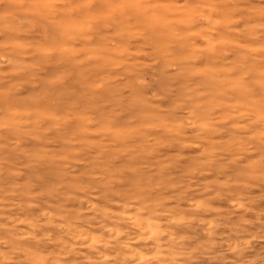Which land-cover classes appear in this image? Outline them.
<instances>
[{
	"label": "rangeland",
	"instance_id": "rangeland-1",
	"mask_svg": "<svg viewBox=\"0 0 264 264\" xmlns=\"http://www.w3.org/2000/svg\"><path fill=\"white\" fill-rule=\"evenodd\" d=\"M66 3L0 0V264H264V0Z\"/></svg>",
	"mask_w": 264,
	"mask_h": 264
},
{
	"label": "bare ground",
	"instance_id": "bare-ground-1",
	"mask_svg": "<svg viewBox=\"0 0 264 264\" xmlns=\"http://www.w3.org/2000/svg\"><path fill=\"white\" fill-rule=\"evenodd\" d=\"M208 1V0H207ZM104 3V2H103ZM116 4H117V2H115ZM67 4V3H66ZM111 4V3H110ZM109 4V5H110ZM116 4H114V5H116ZM137 6H139V5H137ZM85 7V6H84ZM116 7V6H115ZM114 7V8H115ZM67 9H72L71 10V12L69 13V15H68V20H67V14H65V17L64 18H66V20H67V22H65L64 24L67 26V25H69V26H72L73 24H75V23H73L74 21H75V17H76V15H77V13H78V8H77V0H68V4H67V7H66ZM141 8V7H140ZM150 8V7H149ZM55 9V8H54ZM108 9V8H107ZM107 9H105L106 11H107ZM148 9V8H147ZM153 9V8H152ZM96 10V9H95ZM118 10V9H117ZM136 10V9H135ZM138 10H140V9H138ZM143 10V9H142ZM142 10H141V13H142ZM85 11V10H84ZM97 11V10H96ZM109 11H111V10H109ZM149 11V10H148ZM80 13H81V11H79ZM87 12V11H86ZM85 12V13H86ZM98 12V11H97ZM140 12V11H139ZM159 12V11H158ZM87 13H89V12H87ZM96 13V12H95ZM103 13V12H102ZM111 13V12H110ZM146 13V12H145ZM168 13V12H167ZM91 14V13H90ZM104 14V13H103ZM119 14V13H118ZM152 14V13H151ZM94 15V14H93ZM97 15V14H96ZM102 15V14H101ZM108 15H110L109 13H108ZM132 15V14H131ZM137 15V14H136ZM156 15V14H155ZM159 15V14H158ZM160 15H161V13H160ZM95 16V15H94ZM98 16V15H97ZM104 16V15H103ZM116 16V15H115ZM134 18H136V16H134V15H132ZM149 16H151V15H149ZM51 17V16H50ZM62 17V16H61ZM90 17V16H89ZM118 17H119V15H118ZM123 17H125L124 15H123ZM137 17H138V15H137ZM141 17V16H140ZM143 17V16H142ZM165 17V16H164ZM114 18V17H113ZM130 18V17H129ZM37 19V18H36ZM96 19V18H95ZM103 19V18H102ZM115 19H116V17H115ZM119 19V18H118ZM160 19V18H159ZM63 20V19H62ZM106 20V19H105ZM109 20H111V19H109ZM128 20V19H127ZM134 20V19H133ZM137 20V19H136ZM123 21V20H122ZM131 21V20H130ZM135 21V20H134ZM34 22V21H33ZM41 22V21H40ZM60 22V21H59ZM77 22V21H76ZM93 22V21H92ZM140 22V21H139ZM58 23V22H57ZM87 23V22H86ZM89 23V22H88ZM100 23V22H99ZM106 23V22H105ZM133 23V22H132ZM131 23V24H132ZM41 24V23H40ZM60 24V23H59ZM101 24H102V22H101ZM107 24H108V22H107ZM130 24V23H129ZM137 24H138V22H137ZM140 24V23H139ZM167 24V23H166ZM145 26V25H144ZM47 27V26H46ZM45 27V28H46ZM128 27V26H127ZM134 27V26H133ZM139 27V26H138ZM137 26L135 27V28H138ZM79 28V27H78ZM89 28V27H88ZM134 28V29H135ZM142 30H145L144 29V27L142 26ZM81 29H83V28H81ZM79 30V29H77V30H79V32L81 31L82 32V30ZM85 29V28H84ZM128 29V28H127ZM132 29V28H131ZM140 29V28H139ZM155 29V28H154ZM137 30V29H136ZM124 31V30H123ZM125 31H127V30H125ZM135 31V30H134ZM147 31V30H146ZM171 31V30H170ZM128 32V34H129V30L127 31ZM126 32V33H127ZM149 32V31H148ZM185 32V31H184ZM83 33V32H82ZM125 33V32H124ZM125 33V34H126ZM174 33H176L175 31H174ZM147 34H149L150 35V33H147ZM156 34H158V33H156ZM158 35H161V34H158ZM168 35V34H167ZM183 36H184V34H182ZM169 36H170V34H169ZM176 36V35H175ZM180 36V35H179ZM129 37V36H128ZM123 38V37H122ZM178 38V37H177ZM181 38V37H180ZM185 38V37H184ZM215 38V37H214ZM121 39V38H120ZM263 39H264V37H263ZM53 40H54V37H53ZM156 40V39H155ZM154 40V41H155ZM168 40V39H167ZM167 40H166V42H167ZM176 40H178V42H179V39H176ZM184 40V39H183ZM182 40V41H183ZM188 40V39H187ZM162 41V40H161ZM173 41H174V38H173ZM172 41V42H173ZM186 41V40H185ZM160 42V41H159ZM170 42V41H169ZM174 42H176V41H174ZM177 42V43H178ZM189 42V41H188ZM165 43V42H164ZM182 43V42H181ZM184 44H185V42H183ZM157 44V43H156ZM155 44V45H156ZM159 44V43H158ZM53 45V44H52ZM154 45V46H155ZM160 45V44H159ZM160 46H163V45H160ZM160 46H158V47H160ZM52 47V46H51ZM157 47V46H156ZM157 47V48H158ZM178 47V46H177ZM121 48V47H120ZM164 48H165V46H164ZM184 48V47H183ZM122 49V48H121ZM178 49V48H177ZM182 49V48H181ZM179 50V52H180V49H178ZM177 50V51H178ZM183 51V50H182ZM177 53V52H176ZM193 53V52H192ZM178 54V53H177ZM181 54V53H180ZM191 54V53H190ZM195 54H197V53H195ZM183 55V54H182ZM209 56L210 55H212V56H215V54H214V49H212V51H211V54H208ZM191 56V55H190ZM189 56V57H190ZM192 56H194V54L192 55ZM209 56H207V57H209ZM183 57V56H182ZM187 57H188V55H187ZM206 57V59H207V61H208V58ZM190 58H192V57H190ZM111 60V59H110ZM188 60H189V58H188ZM188 62V61H187ZM209 62V61H208ZM190 63V62H189ZM256 67L255 66H253L252 64L249 66V69H248V72L250 73V74H252L253 76H254V78L255 77H258V73L256 74L255 72H256V69H255ZM76 75V74H75ZM260 76H261V78H264V75L263 74H260ZM228 75H227V73H225L224 71H222L221 69H218V68H213V69H211V70H207V75H206V77L204 78V79H202L201 80V84H203V85H208L211 89H212V91H214V93H216V92H221L222 90H223V88H224V85H226L225 83H229L230 81L228 80ZM213 79H217L216 81H214ZM218 79H220L219 81H218ZM235 84H237L238 86H239V88H241V87H246V88H249L245 83H243V82H235ZM257 85H259V86H264V83H257ZM252 86V85H251ZM244 87V88H245ZM239 88L238 89H232V91L231 92H229V93H226V95L225 96H227L228 94H230V93H234V94H236V96L239 98V99H241L242 100V102L244 103V104H248L251 108H255V105H253V104H251V101L249 102V101H246V100H248V97L251 95L250 93H251V91L249 90V89H246V90H244L243 88L242 89H240L239 90ZM90 90H91V88H90ZM92 91V90H91ZM49 92V91H48ZM219 95H221V94H219ZM1 98H2V96H0ZM224 97V93L222 94V96H220V97H217V96H215V94L213 95V98H216V99H218V98H223ZM142 226H143V224H142ZM144 227V226H143ZM145 228V227H144Z\"/></svg>",
	"mask_w": 264,
	"mask_h": 264
}]
</instances>
